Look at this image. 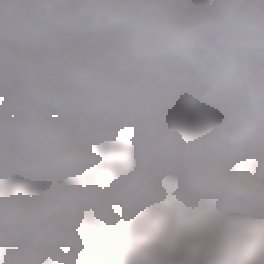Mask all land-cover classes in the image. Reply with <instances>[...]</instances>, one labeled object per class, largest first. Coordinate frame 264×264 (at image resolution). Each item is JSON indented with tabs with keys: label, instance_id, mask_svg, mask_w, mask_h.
<instances>
[{
	"label": "snow or ice",
	"instance_id": "snow-or-ice-1",
	"mask_svg": "<svg viewBox=\"0 0 264 264\" xmlns=\"http://www.w3.org/2000/svg\"><path fill=\"white\" fill-rule=\"evenodd\" d=\"M0 264H264V0L0 7Z\"/></svg>",
	"mask_w": 264,
	"mask_h": 264
},
{
	"label": "clouds",
	"instance_id": "clouds-1",
	"mask_svg": "<svg viewBox=\"0 0 264 264\" xmlns=\"http://www.w3.org/2000/svg\"><path fill=\"white\" fill-rule=\"evenodd\" d=\"M11 0H0V7L7 6Z\"/></svg>",
	"mask_w": 264,
	"mask_h": 264
}]
</instances>
